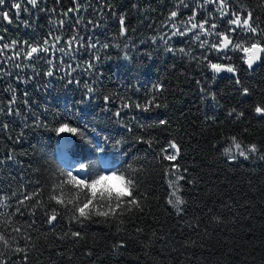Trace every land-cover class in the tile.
<instances>
[{"label": "trees", "instance_id": "trees-1", "mask_svg": "<svg viewBox=\"0 0 264 264\" xmlns=\"http://www.w3.org/2000/svg\"><path fill=\"white\" fill-rule=\"evenodd\" d=\"M103 2L87 0L90 6L84 10L85 0H81V11L69 13L68 18L63 13L73 8V0H41L35 10L29 6L30 14L22 11V20H29L31 27L18 24L21 41H42L50 31H55L50 21L65 19L62 30L65 38L78 29L85 43L91 39L98 46L108 44L109 47L81 48L75 61L66 58V64L81 65L75 72L70 73L65 66L57 69L54 77H46L43 72L47 65L41 60L34 62L35 68H12L11 75L0 78V107L4 108L0 125H7L6 129L0 128V159L6 161L0 165V188L7 190L11 186L19 190L36 180L49 185L52 178L46 161L55 160L70 170L84 162H93L99 171L131 164L144 169L141 191L149 194L150 214H140L119 236L114 234V226L105 223L76 226L74 230H80L85 237L78 244L70 240L55 241L52 230L45 225L41 232L47 239L40 236L37 240L34 234L38 250L32 252L29 264H264V161L256 157L229 161L220 154V145L213 147L222 134L241 133L245 128L248 129L244 133L246 142L264 143V119L252 112L253 104L264 98V63L249 71L235 61L241 80L252 89L250 97H242L232 76L212 80L195 61L165 54L162 46L152 43L150 37L156 34L173 8V0H110L115 15L105 9L101 16L98 9ZM245 2L250 8L257 4V0ZM53 8L55 13L48 11ZM120 14L126 17L125 37L119 36L117 17ZM189 14V10H182L181 19ZM259 14L264 19V12ZM77 19L81 20L80 24L76 23ZM90 20L98 22L99 27L88 24ZM173 43L177 48L186 47L185 38H176ZM146 53H151V57ZM194 53L199 54V50L194 49ZM89 60L94 63L91 73L84 70ZM18 75L21 79H17ZM205 75L209 77L207 83ZM70 80L73 82L69 83ZM197 80L216 93L218 103L203 98ZM157 84L163 86L160 102L167 104V108L147 114L124 110L120 117L125 123L131 115H137L141 123L169 121L163 130H152L158 144L156 149L149 150L146 144L133 138L141 134L135 124L133 132H128L117 123L114 113L120 110L121 97L142 102ZM85 85L95 91L86 94ZM13 92L17 102L10 115L8 105ZM106 95L110 96L109 101L104 100ZM233 106L245 112L242 122L233 123L227 117V110ZM213 116L215 124L206 120ZM40 121L48 127H31ZM58 121L72 123L86 136L82 139L70 134L64 147L65 163L57 157V133L52 131ZM25 124L30 127L25 128ZM169 140L179 145L177 162L188 169V179L196 181L184 185L187 205L183 216H177L164 204L168 189L162 169L172 162L161 161L156 152L160 146L166 147ZM10 151L19 163L6 160ZM35 168L40 169L38 175L32 171ZM77 172L85 177L90 169H77ZM206 205L215 206L224 222L218 226L209 224L202 215ZM224 205L230 207L221 208ZM148 212L146 208L145 213ZM197 216L201 217L200 236L194 235L185 224ZM137 226L144 228V234L139 237L135 233ZM66 230V221H62L55 233ZM153 230L159 239L152 237ZM120 239L125 246L114 249L112 245ZM189 240H196L197 246L185 247V241ZM54 241L56 252L48 248Z\"/></svg>", "mask_w": 264, "mask_h": 264}, {"label": "snow or ice", "instance_id": "snow-or-ice-1", "mask_svg": "<svg viewBox=\"0 0 264 264\" xmlns=\"http://www.w3.org/2000/svg\"><path fill=\"white\" fill-rule=\"evenodd\" d=\"M41 0H0V23L6 22L7 25H13L12 15H15V21L23 24L25 28H30L29 20H21V11L30 14L31 10L39 7ZM59 2V0H58ZM73 8L68 9L63 13L65 18H68L69 13H79L82 8L81 0H73ZM173 8L168 12L161 27L156 34L150 39L154 45L162 46L165 54H171L173 57H187L189 61H195L196 66L210 75L212 80H215L223 73L231 74L234 79L237 91L242 97H250L252 89L245 85L239 75V65L235 61H239L240 65L251 71L264 63V19H261L259 12H264V0H257L255 8H250L245 0H173ZM31 6V10L29 8ZM87 0H85L84 10L87 9ZM115 15L114 9L111 6L110 0H104L100 9L101 16L104 10ZM210 9V10H209ZM44 11L45 9H40ZM182 10H189L190 14L181 19ZM259 10V12H258ZM55 13V9H50ZM203 17L202 19L199 17ZM119 20V36H127L128 29L126 27V17L120 14ZM54 24L55 31H50L48 36L42 41L30 42L28 40L6 39L8 28L0 29V78L12 74V68L22 69L25 67L35 68L36 61H44L47 65V70L43 72L46 77H54L56 70L62 67H67L69 72H75L81 65L76 63L66 64L67 60L75 61L76 53L81 48L97 49L98 47L108 48V44L99 45L93 43L91 39L85 43L82 36L79 35V30L74 29L73 34L67 38L63 35V26L65 19L59 21H50ZM77 24L81 23L77 19ZM88 24L94 28L99 27L98 22L88 21ZM60 33V34H57ZM176 38H185L186 47H175L173 41ZM119 47V45H117ZM194 49L199 50V54L194 53ZM258 50L255 57L252 56L253 50ZM57 53H60L57 56ZM151 57V53H146ZM125 58H128L125 53ZM99 60V57H95ZM94 68V63L89 60L84 70L91 73ZM41 73H35L40 75ZM208 75H205V83L208 81ZM17 79H21L18 75ZM27 82V81H25ZM73 81H69L72 83ZM79 83V81H76ZM200 92L203 98L210 99L218 103L217 95L209 91L199 80H197ZM86 87V94H91L95 91L94 88ZM10 90V89H9ZM163 86L157 84L152 92L148 94L141 102L134 100L132 97H121L120 110L114 113L117 117V123L122 124L130 133L133 132L132 125L140 130V135H134L137 142L144 143L149 150H154L157 147L158 141L153 135V129L163 130L169 125L166 119H159L155 122L141 123L137 115H131L128 122L125 123L120 119L121 113L124 110L129 112L138 111L139 113L147 114L160 108H167V104L160 102V97L163 93ZM105 101L110 100V96H104ZM17 102V97L13 92L8 105V113L11 115L13 106ZM27 104V101H25ZM221 107H223L221 105ZM4 112V108L0 107V113ZM252 112L259 118L264 119V98L257 100L252 106ZM16 110V115H19ZM227 117L233 123L242 122L245 118V112L233 106L227 110ZM206 120H211L216 123V117H206ZM64 125L65 127H58ZM48 127L42 121L37 122L31 127ZM25 128L30 125L25 124ZM0 128L6 129L7 125H0ZM57 134L69 133L77 135L82 139H86L84 132L69 122H57V126L52 129ZM248 132L245 128L243 132L221 135L213 147L221 146V155L229 161H235L242 157L248 160L256 157L264 161V143L256 141L246 142L244 133ZM23 136V131L20 134ZM20 137H17L19 139ZM120 141H117L119 144ZM115 147V145H114ZM181 149L175 140H169L167 146H160L156 155L161 161L172 162L164 167L163 173L168 191L165 193L164 204L170 206L177 216H183L187 205L183 189L186 183L195 184L194 179L189 180L187 176L188 169L182 168L177 162L180 156ZM7 161H15V154L9 152ZM19 163V161H15ZM50 167L51 183L47 186L41 183L40 180L29 182L27 185H22L21 189L15 190L11 186L6 190L0 188V264H29V259L33 251H37L36 240L33 239L34 234L37 240L40 236L47 239L45 233L41 232V228L45 225L52 230L55 236V241L70 240L75 244L80 243L85 237L80 230H74L76 226L83 228L84 225L92 222L105 223L110 227H115V235H120L126 232V225L134 221L140 214H150L149 194L141 191L142 173L144 169L133 168L129 165L128 171L136 181V190L126 198L123 202L118 200L115 206L109 205L106 211L97 210L95 216L78 213L75 206L68 205L60 195L63 188L60 187L64 183V174L62 167L53 161H46ZM6 161L0 159V165H5ZM80 170L90 169L89 177L97 172L98 168L94 167L93 162H88L85 166L79 164ZM37 175L40 172L39 168L32 169ZM72 172L81 177L76 168ZM108 172V171H105ZM23 179V178H22ZM66 186V185H65ZM159 199V198H157ZM206 210L202 215L208 220L209 224L219 225L223 221L222 214H219L215 206H205ZM230 207L227 205L221 206ZM148 208L149 212L145 213ZM62 221H66L67 230L55 233V229ZM39 224V227H38ZM188 228L196 236H200L201 217H194L191 221H185ZM207 229L205 228V234ZM136 236L144 234V228L137 226L135 228ZM152 237L159 239L155 230L152 232ZM55 241L48 245V248L56 252ZM151 242V241H150ZM124 240L120 239L118 243H114L112 247L119 249L124 247ZM185 247L197 246L196 240L185 241ZM199 246H203L200 244ZM58 255L63 253L57 252ZM92 255L91 252L88 253ZM19 259H16V258Z\"/></svg>", "mask_w": 264, "mask_h": 264}, {"label": "clouds", "instance_id": "clouds-1", "mask_svg": "<svg viewBox=\"0 0 264 264\" xmlns=\"http://www.w3.org/2000/svg\"><path fill=\"white\" fill-rule=\"evenodd\" d=\"M257 51L255 49L252 51L253 57ZM83 164L86 166L87 162ZM129 165L124 168H113L108 172L99 171L90 177H78L72 170L62 168L64 183L60 185L63 188L60 195L66 204L75 206L78 213L91 212V215L95 216L97 210L106 211L109 205L115 206L118 200L123 202V198L136 190L135 179L125 171ZM79 167L78 164L77 169Z\"/></svg>", "mask_w": 264, "mask_h": 264}, {"label": "rangeland", "instance_id": "rangeland-1", "mask_svg": "<svg viewBox=\"0 0 264 264\" xmlns=\"http://www.w3.org/2000/svg\"><path fill=\"white\" fill-rule=\"evenodd\" d=\"M69 138H70L69 133L57 134L56 137L57 157L63 163H65V159H67L64 147L68 143Z\"/></svg>", "mask_w": 264, "mask_h": 264}, {"label": "flooded vegetation", "instance_id": "flooded-vegetation-1", "mask_svg": "<svg viewBox=\"0 0 264 264\" xmlns=\"http://www.w3.org/2000/svg\"><path fill=\"white\" fill-rule=\"evenodd\" d=\"M22 11H21V20H22ZM14 24L13 25H7L6 22L4 23H0V29H2L3 27H7L8 28V33L6 34V39H22L21 36V32L20 29L18 28V24L19 22L15 21V15H12Z\"/></svg>", "mask_w": 264, "mask_h": 264}, {"label": "water", "instance_id": "water-1", "mask_svg": "<svg viewBox=\"0 0 264 264\" xmlns=\"http://www.w3.org/2000/svg\"><path fill=\"white\" fill-rule=\"evenodd\" d=\"M256 67H257V66H256ZM256 67H254V69H255ZM245 68H246V67H245ZM224 75L231 76V74L223 73V74H221L220 76H218V78H221V77L224 76Z\"/></svg>", "mask_w": 264, "mask_h": 264}]
</instances>
